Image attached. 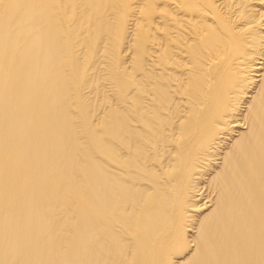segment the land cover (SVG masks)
<instances>
[{
  "label": "bare ground",
  "instance_id": "obj_1",
  "mask_svg": "<svg viewBox=\"0 0 264 264\" xmlns=\"http://www.w3.org/2000/svg\"><path fill=\"white\" fill-rule=\"evenodd\" d=\"M135 2L0 0V264H264V0Z\"/></svg>",
  "mask_w": 264,
  "mask_h": 264
},
{
  "label": "rangeland",
  "instance_id": "obj_2",
  "mask_svg": "<svg viewBox=\"0 0 264 264\" xmlns=\"http://www.w3.org/2000/svg\"><path fill=\"white\" fill-rule=\"evenodd\" d=\"M136 2H137V0H135ZM133 2V1H132ZM136 2H135V4H136Z\"/></svg>",
  "mask_w": 264,
  "mask_h": 264
}]
</instances>
